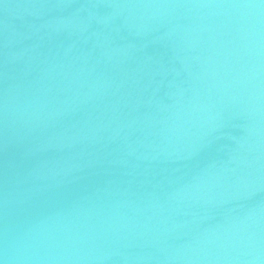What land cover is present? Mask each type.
Wrapping results in <instances>:
<instances>
[{"label": "water", "instance_id": "water-1", "mask_svg": "<svg viewBox=\"0 0 264 264\" xmlns=\"http://www.w3.org/2000/svg\"><path fill=\"white\" fill-rule=\"evenodd\" d=\"M0 264H264V0H0Z\"/></svg>", "mask_w": 264, "mask_h": 264}]
</instances>
